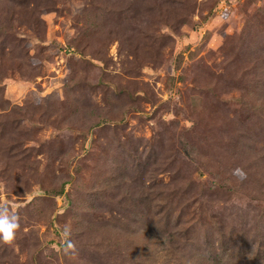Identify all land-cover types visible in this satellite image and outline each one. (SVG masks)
<instances>
[{"label":"rangeland","instance_id":"rangeland-1","mask_svg":"<svg viewBox=\"0 0 264 264\" xmlns=\"http://www.w3.org/2000/svg\"><path fill=\"white\" fill-rule=\"evenodd\" d=\"M5 202L0 264H264V0H0Z\"/></svg>","mask_w":264,"mask_h":264},{"label":"clouds","instance_id":"clouds-1","mask_svg":"<svg viewBox=\"0 0 264 264\" xmlns=\"http://www.w3.org/2000/svg\"><path fill=\"white\" fill-rule=\"evenodd\" d=\"M233 174L240 178L246 175L244 170L239 167L233 169ZM18 226L19 219L17 213L6 202L0 204V241L4 243L12 241ZM69 231V226L65 225L63 228L64 234L67 235Z\"/></svg>","mask_w":264,"mask_h":264},{"label":"trees","instance_id":"trees-1","mask_svg":"<svg viewBox=\"0 0 264 264\" xmlns=\"http://www.w3.org/2000/svg\"><path fill=\"white\" fill-rule=\"evenodd\" d=\"M170 234H173L172 230L169 231ZM168 241H170V243L172 244L174 242V240L168 239ZM212 262H214V264H222L223 258L220 256V253L217 252L215 258L211 259Z\"/></svg>","mask_w":264,"mask_h":264}]
</instances>
